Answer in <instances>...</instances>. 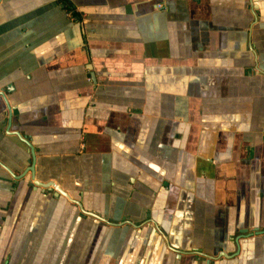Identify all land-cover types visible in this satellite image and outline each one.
<instances>
[{
  "label": "crops",
  "instance_id": "crops-1",
  "mask_svg": "<svg viewBox=\"0 0 264 264\" xmlns=\"http://www.w3.org/2000/svg\"><path fill=\"white\" fill-rule=\"evenodd\" d=\"M0 264H264V0H0Z\"/></svg>",
  "mask_w": 264,
  "mask_h": 264
},
{
  "label": "water",
  "instance_id": "water-1",
  "mask_svg": "<svg viewBox=\"0 0 264 264\" xmlns=\"http://www.w3.org/2000/svg\"><path fill=\"white\" fill-rule=\"evenodd\" d=\"M42 183V182H41ZM34 184H38V182H34ZM58 193H60V190L56 189Z\"/></svg>",
  "mask_w": 264,
  "mask_h": 264
}]
</instances>
